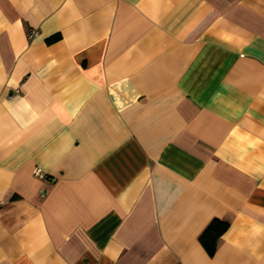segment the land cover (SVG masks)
<instances>
[{
    "label": "crops",
    "instance_id": "1",
    "mask_svg": "<svg viewBox=\"0 0 264 264\" xmlns=\"http://www.w3.org/2000/svg\"><path fill=\"white\" fill-rule=\"evenodd\" d=\"M0 264H264V0H0Z\"/></svg>",
    "mask_w": 264,
    "mask_h": 264
},
{
    "label": "trees",
    "instance_id": "2",
    "mask_svg": "<svg viewBox=\"0 0 264 264\" xmlns=\"http://www.w3.org/2000/svg\"><path fill=\"white\" fill-rule=\"evenodd\" d=\"M228 227V221L218 217L212 218L200 232L198 238L209 255H212L216 249V243L220 235Z\"/></svg>",
    "mask_w": 264,
    "mask_h": 264
},
{
    "label": "built area",
    "instance_id": "3",
    "mask_svg": "<svg viewBox=\"0 0 264 264\" xmlns=\"http://www.w3.org/2000/svg\"><path fill=\"white\" fill-rule=\"evenodd\" d=\"M34 175L37 176V177H40V178L44 177V173H43V171L40 168H36L34 170Z\"/></svg>",
    "mask_w": 264,
    "mask_h": 264
}]
</instances>
